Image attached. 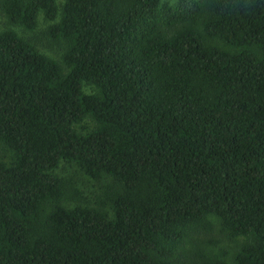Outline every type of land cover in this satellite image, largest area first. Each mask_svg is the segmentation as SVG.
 <instances>
[{"label": "trees", "instance_id": "1", "mask_svg": "<svg viewBox=\"0 0 264 264\" xmlns=\"http://www.w3.org/2000/svg\"><path fill=\"white\" fill-rule=\"evenodd\" d=\"M0 11L60 49L0 32V264H264V0Z\"/></svg>", "mask_w": 264, "mask_h": 264}, {"label": "rangeland", "instance_id": "2", "mask_svg": "<svg viewBox=\"0 0 264 264\" xmlns=\"http://www.w3.org/2000/svg\"><path fill=\"white\" fill-rule=\"evenodd\" d=\"M63 0H57L58 4H61ZM178 0H161V4H167L170 6H175ZM50 23L46 21L41 15L38 18L37 26L32 32L22 31L19 27L12 26L8 23L6 17L0 11V32L13 29L24 39L31 41L37 50L44 53L48 57L53 59H58L60 55V49L50 44L45 38L40 36V32L43 31L47 25ZM85 93H91L90 87H84ZM86 124L90 125L88 121ZM9 152H7L3 146L0 144V160L9 161ZM55 174L58 176H73L76 181V186L83 192L87 202L91 204L93 196L97 193L98 182L92 181L87 177L79 174L74 168L68 167L66 165L60 164L58 169L55 171ZM196 242H203V248L211 250L215 253L220 251L225 253V259L229 260L231 254L236 249V246L241 243L242 239H236L234 241H228L223 238L216 231H213L209 234H201L194 236ZM214 242V243H213Z\"/></svg>", "mask_w": 264, "mask_h": 264}]
</instances>
